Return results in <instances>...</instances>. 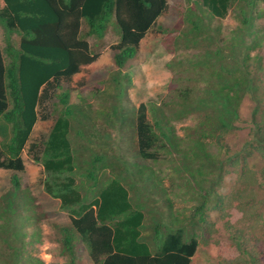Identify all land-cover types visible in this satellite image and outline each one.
I'll use <instances>...</instances> for the list:
<instances>
[{"label":"trees","instance_id":"16d2710c","mask_svg":"<svg viewBox=\"0 0 264 264\" xmlns=\"http://www.w3.org/2000/svg\"><path fill=\"white\" fill-rule=\"evenodd\" d=\"M184 2L183 28L176 38L177 44L180 41L186 49L197 52L179 64H186L184 68L193 72L197 82L190 88L180 74L176 78L174 75L172 96L166 105L174 109L172 115L179 120L190 115L199 117L198 127L189 130L192 135L189 152L179 148L170 121L162 112L158 116V110L152 108L155 120L149 122L145 104H140L129 119L117 105L99 110L98 115L103 116L105 127L118 124L133 128L135 158L157 161L161 150L179 153L181 169L188 173L202 200L195 210L198 221L188 228L177 217L174 221L179 225L170 228L161 219H153L149 227L152 234L144 235L146 203L142 204L137 195H130L125 180L138 175L141 180L152 182V174L121 158L123 154L110 157L106 148L110 136L101 137L99 131L97 135L86 132L83 136L75 132L78 141L81 138L86 142H79L74 149L69 137L71 120H77L72 118V106L64 92L59 99L64 110L54 119L47 137H39L30 144L27 153L48 175L43 182L45 193L59 200L60 209L69 216L70 227H58L61 252L69 264L76 263L80 244L92 264H191L200 245L191 228L200 229L207 224L206 212L211 210L223 213L224 217L235 210L241 214L240 220L253 224L250 229L262 232L261 235L254 230L250 232L262 251H247V243L240 241L238 232L234 241L240 256L221 264H264L261 239L264 211L259 209L262 200L258 199L259 193L264 195V89L258 85L250 65L253 60L258 63L261 60L250 54L260 44L253 29L257 0ZM0 3V26L5 34V47H0V169L23 172L24 147L38 121L49 119L44 103L60 82H70L98 57L86 38L102 39L113 25L119 36L111 46L113 63L120 71L135 58L141 41L167 11L168 0H0ZM233 10L239 25L223 36L221 21ZM82 24L87 28L85 35L81 34ZM13 35L19 36L17 47L12 42ZM246 37L252 39L250 44L246 43ZM177 66L174 62L167 64L172 71ZM119 80L113 81L115 99L124 90ZM246 97L253 101L250 139L233 153L225 148L223 159L215 163L203 139L220 140L238 130L239 111ZM254 159L258 166L255 162L249 164ZM191 161H198L199 165L192 168ZM210 173L216 176L206 186L205 176ZM227 174H234L235 180L230 192L221 195L216 187ZM11 181L12 191L4 196L6 204L0 209L5 219L0 229L5 232L2 242L13 250L12 264H18V252L9 241L20 237L21 225L17 224L20 184L15 176Z\"/></svg>","mask_w":264,"mask_h":264},{"label":"rangeland","instance_id":"374dc122","mask_svg":"<svg viewBox=\"0 0 264 264\" xmlns=\"http://www.w3.org/2000/svg\"><path fill=\"white\" fill-rule=\"evenodd\" d=\"M1 7L0 3V9ZM185 7L184 0H168L167 11L158 18L155 28L141 41L135 58L128 61L120 71L113 63L114 51L111 46L116 44L119 39L118 32L113 25H110L102 39L86 38L92 52L98 55L96 61L75 75L70 82H60L52 92L50 99L44 103L43 106L49 114V119L38 121L24 147L21 156L26 166L24 171L5 170L0 173V209L6 204L4 196L12 191L11 179L15 176L20 184L17 191V202L20 203L19 216L17 217V224L21 225L20 237L12 242L9 241L18 252V264H69L67 256L61 252L58 232V227H70L69 216L60 209L59 200L53 199L45 193L43 182L48 175L39 163L30 159L27 153L30 144L37 142L39 137H47L54 119L64 110L65 106L59 101L64 92H67L68 103L72 106V118L77 120H71L72 129L71 137H69L74 149L77 148L79 142H86L80 137L78 141L75 132L83 136L86 132L89 135L99 131L101 137L110 136L107 137L108 144H106L110 157L123 154L124 157L121 158L127 162L138 164L143 168L144 173L152 174V182L141 180L138 175H130L125 180L130 195L132 197L137 195L142 204L146 203L144 211L146 231L144 235L152 234L153 231L149 227L153 219H161L163 224L170 228L179 225L178 221H174L177 217L188 228L192 226L190 224L198 221L195 210L202 200L194 182L189 179L188 173L181 169L179 153L170 149L168 151L161 150L157 161H143L135 158L137 146L133 142V128L118 124L115 127H105L103 116L98 115L99 110H105V108L109 110L112 105H117L120 112L129 119L133 117L140 104H145L148 109L149 122L153 123L155 120L152 108L158 110V116L162 112L170 121L169 125L173 128L174 136L177 138L175 141H178L179 148L189 152L192 140L189 130L198 127L199 117L190 115L179 120L172 115L174 109L166 105L172 96L174 75L176 78V75L180 74L184 78L185 85L190 88L195 87L197 82L193 72L188 70L187 72L184 68L186 64H179L180 61L197 52L196 49H186V46L180 41L177 44L176 38L183 28L182 19ZM235 15V10L230 11L228 16L221 21L223 36L229 34V31L239 25ZM253 17V29L259 36L260 44L250 54L252 58L259 57L261 60L259 63L257 59L253 60L250 65L255 71L258 85L264 89V3L260 0H257ZM86 31L85 24H82L81 34L85 35ZM12 42L17 47L19 36L13 35ZM251 42L252 39L246 37V43L250 44ZM0 47H5V34L1 26ZM170 62L178 65L176 71L167 67ZM114 78H119L124 88L118 99H115ZM82 105H84L83 108ZM252 109V99L244 98L239 111L240 121L237 123L239 129L224 135L220 140L203 139L205 148L212 155L215 163L223 159L225 148L233 153L250 139ZM39 110L42 111L41 108ZM115 120L113 119V121ZM86 153L85 151L84 157H87ZM77 155L82 157L81 153ZM255 161V159L250 160L249 164H253ZM191 165L192 168L193 166L197 167L199 162L191 161ZM254 165H257V162ZM215 176L216 173L206 175L204 185L208 186L210 180ZM234 180V174L225 175L220 186L216 187V191L221 195H227ZM79 182L80 178L78 177L76 183L79 184ZM164 192L165 195H163ZM258 199L262 200V204H260L262 206L259 209L264 211V195L259 193ZM3 217L4 214L0 211V223L5 220L2 219ZM241 217V214L235 210H231L225 217L223 213L220 215L212 210L207 211V224L201 225L203 231L200 230L201 228H191L200 241L191 264H221L224 261L228 262L238 258L240 250L234 241L238 232H241L240 241L247 243V251H255V253L262 251V248L255 245L250 235L252 230L258 235H261L262 232L258 229H250L253 224L247 221L243 222L240 220ZM20 219L21 221H19ZM4 233L0 229V264H12L15 260L13 250L7 248L2 242L1 238L5 236ZM261 239L264 240V238ZM77 251L78 256L75 264H92L83 245H78Z\"/></svg>","mask_w":264,"mask_h":264},{"label":"crops","instance_id":"0c3cea01","mask_svg":"<svg viewBox=\"0 0 264 264\" xmlns=\"http://www.w3.org/2000/svg\"><path fill=\"white\" fill-rule=\"evenodd\" d=\"M22 156V155H21ZM23 165H24V169L26 168V166H25V164L23 163ZM3 171H5V170H3V169H0V173H2ZM7 171V170H6Z\"/></svg>","mask_w":264,"mask_h":264}]
</instances>
